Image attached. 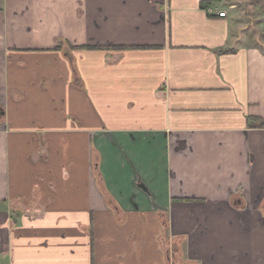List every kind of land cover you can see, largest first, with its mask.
Wrapping results in <instances>:
<instances>
[{
    "label": "crops",
    "instance_id": "obj_1",
    "mask_svg": "<svg viewBox=\"0 0 264 264\" xmlns=\"http://www.w3.org/2000/svg\"><path fill=\"white\" fill-rule=\"evenodd\" d=\"M0 264H264V0H0Z\"/></svg>",
    "mask_w": 264,
    "mask_h": 264
},
{
    "label": "built area",
    "instance_id": "obj_2",
    "mask_svg": "<svg viewBox=\"0 0 264 264\" xmlns=\"http://www.w3.org/2000/svg\"><path fill=\"white\" fill-rule=\"evenodd\" d=\"M208 12L211 13V14L214 13L213 9H209ZM225 16H226L225 12L224 13H219V17L222 18V17H225Z\"/></svg>",
    "mask_w": 264,
    "mask_h": 264
}]
</instances>
